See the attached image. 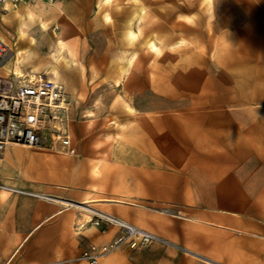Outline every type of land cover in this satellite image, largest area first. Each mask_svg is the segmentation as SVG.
<instances>
[{
	"label": "crops",
	"instance_id": "1",
	"mask_svg": "<svg viewBox=\"0 0 264 264\" xmlns=\"http://www.w3.org/2000/svg\"><path fill=\"white\" fill-rule=\"evenodd\" d=\"M0 38L71 139L0 153V264H87L83 206L159 239L98 264H264V0H8Z\"/></svg>",
	"mask_w": 264,
	"mask_h": 264
},
{
	"label": "built area",
	"instance_id": "2",
	"mask_svg": "<svg viewBox=\"0 0 264 264\" xmlns=\"http://www.w3.org/2000/svg\"><path fill=\"white\" fill-rule=\"evenodd\" d=\"M5 1L8 0H0V3ZM12 54L11 46L0 38V67ZM69 109L70 101L63 86L45 72H27L19 76L14 73L10 76L0 74V153L10 144L38 148L45 139L52 145L60 144L67 148L71 141L68 128ZM83 210L90 215L88 222L98 227L102 233H107L110 227L120 230L109 242L98 246L91 245L82 252L81 259L87 264H98L102 256L119 248L138 249L159 240L152 233L116 216L89 206H83ZM83 226L84 224H77L78 228Z\"/></svg>",
	"mask_w": 264,
	"mask_h": 264
},
{
	"label": "bare ground",
	"instance_id": "3",
	"mask_svg": "<svg viewBox=\"0 0 264 264\" xmlns=\"http://www.w3.org/2000/svg\"><path fill=\"white\" fill-rule=\"evenodd\" d=\"M106 1H110V0H106ZM138 15H139V14H138ZM130 35H131V34H130ZM61 45H62V43H61ZM12 46H13V45H12ZM60 47H61V46H60ZM68 52H70V51H68ZM72 53H73V52H72ZM41 56H42V55H41ZM40 58H41V57H40ZM9 59H10V58H9ZM9 59H8V60H9ZM11 59H12V58H11ZM41 59H42V58H41ZM41 59H39V60H41ZM46 61H47V60H46ZM6 62H7V61H6ZM6 62H5V63H6ZM5 63H4V64H5ZM4 64H3L1 67H3ZM45 65H46V64H45ZM44 68H45V67H44ZM53 72L57 73V70H53ZM16 73H18V71H16ZM79 206H80V205H79Z\"/></svg>",
	"mask_w": 264,
	"mask_h": 264
},
{
	"label": "rangeland",
	"instance_id": "4",
	"mask_svg": "<svg viewBox=\"0 0 264 264\" xmlns=\"http://www.w3.org/2000/svg\"><path fill=\"white\" fill-rule=\"evenodd\" d=\"M184 38H185V35H184ZM183 42L186 43V42H185V39H183ZM184 56H185V53L183 54V57H184Z\"/></svg>",
	"mask_w": 264,
	"mask_h": 264
}]
</instances>
